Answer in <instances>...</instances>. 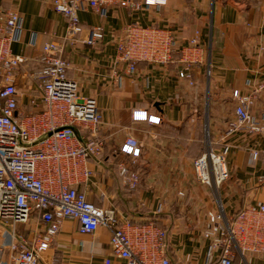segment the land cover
I'll return each mask as SVG.
<instances>
[{"label": "crops", "instance_id": "crops-1", "mask_svg": "<svg viewBox=\"0 0 264 264\" xmlns=\"http://www.w3.org/2000/svg\"><path fill=\"white\" fill-rule=\"evenodd\" d=\"M118 1L101 14L86 6L80 11L84 32L99 29L103 34L96 46L88 45L84 34L68 37V22L53 10L51 0H0V8L21 16L22 29L12 49L32 59L21 76L40 71L42 46L61 42L70 64L68 78L78 84L82 97L97 102L104 147L89 160L93 176L78 190L97 207L116 210L120 221H154L167 233L166 255L172 264H215L217 254L203 236L208 215L223 208L235 216L264 203V166L250 159L252 150L264 148V140L228 132L236 120L234 92L250 95L264 84V0H168L166 6L140 10L121 5L127 0ZM131 24L171 30L177 61L199 34L194 85L179 77L177 61L167 66L142 62L134 75H126L117 63V43ZM32 82L24 88L27 94L35 87ZM28 106L23 99L21 109L27 114ZM136 112L147 113V121H135ZM252 112L264 120V92ZM152 117L160 124H151ZM128 137L140 144L138 158L119 153ZM209 150L226 159L229 180L220 188L196 177L194 162ZM120 164L139 176L137 189L124 183ZM47 229L37 212L17 226L0 220V264H12V235L32 246ZM38 259L41 264H126L114 256L106 228L84 235L74 220L63 222L59 236ZM263 261L264 254H237L234 264Z\"/></svg>", "mask_w": 264, "mask_h": 264}, {"label": "built area", "instance_id": "built-area-1", "mask_svg": "<svg viewBox=\"0 0 264 264\" xmlns=\"http://www.w3.org/2000/svg\"><path fill=\"white\" fill-rule=\"evenodd\" d=\"M168 0H127L121 5L140 10L143 6H166ZM53 10L68 22V37L83 35L88 45L102 40L99 29L84 32L80 11L84 6L101 14L105 8L119 5L118 0H51ZM22 29L20 14L10 8H0V220L13 226L26 224L37 212L48 224L46 233L32 246L12 235L9 250L12 264H41L39 255L52 246L66 220H74L81 234L94 235L100 228L110 233V247L115 257L126 264H172L166 255L167 233L154 221L144 225L120 221L114 209L99 208L88 200L77 186L93 176L89 160L98 156L104 147L99 139L102 115L93 99L82 97L79 86L68 78L70 64L64 57L65 45L58 41L41 48V69L36 74L28 68L32 59L16 55L13 45ZM199 34L192 40L191 49L179 52L175 60V38L169 29L142 27L131 24L117 43V63L124 66L126 75H134L139 63L167 66L181 65L179 77L191 86L193 69L200 60ZM36 82L30 94L25 92L28 80ZM264 84L250 95L235 91L236 120L230 124L229 134L244 132L246 136L264 140V120L252 112ZM28 99L29 114L21 109V101ZM147 113L136 112L135 121H147ZM151 124L160 119L150 118ZM140 144L128 137L119 153L132 158L140 156ZM253 163L264 166V148L250 152ZM199 182L220 188L229 180L224 155L209 150L194 162ZM124 183L137 189L139 176L125 164L119 165ZM222 202L220 203V206ZM260 227L259 236L249 240L253 227ZM245 227L240 239L238 227ZM249 232V233H248ZM248 233V234H247ZM203 236L217 254L215 264H234L237 254H264V203L228 216L223 208L208 215ZM264 264V261H263Z\"/></svg>", "mask_w": 264, "mask_h": 264}, {"label": "rangeland", "instance_id": "rangeland-1", "mask_svg": "<svg viewBox=\"0 0 264 264\" xmlns=\"http://www.w3.org/2000/svg\"><path fill=\"white\" fill-rule=\"evenodd\" d=\"M31 85H32V86H36V82H32ZM217 197L221 199L220 190H217ZM221 201H222V199H221ZM260 227H261V225H259V226H257V227H253V229H251V232H252V233H250V235H249L248 237L246 236V239H247V241H248L249 244L251 243L252 238H253L254 236H259V233H260ZM237 232L239 233L240 239H242V238H243L242 236L245 235V227H243V226L238 227V228H237ZM248 233H249V232H248ZM248 233H247V234H248ZM249 238L251 239V241L249 240ZM248 255H249V254H248Z\"/></svg>", "mask_w": 264, "mask_h": 264}]
</instances>
